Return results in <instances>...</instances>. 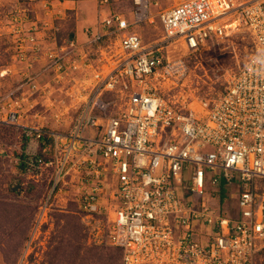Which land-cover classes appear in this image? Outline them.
I'll list each match as a JSON object with an SVG mask.
<instances>
[{
	"label": "built area",
	"instance_id": "built-area-1",
	"mask_svg": "<svg viewBox=\"0 0 264 264\" xmlns=\"http://www.w3.org/2000/svg\"><path fill=\"white\" fill-rule=\"evenodd\" d=\"M97 2L90 38L49 55L55 69L84 70L71 128L23 124L0 104V123L26 131L30 167L51 172L32 237L67 195L122 264H264V0H179L156 14L161 35L148 42L136 29L154 21L149 0L129 18ZM237 31L245 60L219 92L195 93L194 67L206 52L237 56Z\"/></svg>",
	"mask_w": 264,
	"mask_h": 264
},
{
	"label": "rangeland",
	"instance_id": "rangeland-1",
	"mask_svg": "<svg viewBox=\"0 0 264 264\" xmlns=\"http://www.w3.org/2000/svg\"><path fill=\"white\" fill-rule=\"evenodd\" d=\"M56 1L0 0V104L16 106L23 124L65 133L75 118V110L70 104L84 70L74 67L71 61L65 62L62 71L50 64L52 57L49 55L60 54L63 45L66 48V41L76 32V24L80 21L73 12H58ZM149 1L154 21L136 29L145 42L161 35L156 14L179 2ZM108 7L129 18L135 0H110ZM96 14L94 25L84 30L87 39L90 38L89 30L99 24L98 12ZM87 39L79 41L83 44ZM231 41L227 50H232L234 44L237 56L223 51L215 60L210 59L214 51L206 52L208 65L202 63L194 67L189 82L195 93L219 92L225 70L236 68L245 60L248 54L246 34L237 31ZM86 45V50L95 52ZM201 65L207 75L200 69ZM33 84L36 87L33 88ZM25 132L15 124L0 123V264H122L121 252L92 236L90 232L96 223L90 218H82L77 204L67 195L56 200L52 216L43 220L32 237L36 214L50 185L51 172L28 164ZM233 181L240 183L238 178ZM228 184L224 178L223 186Z\"/></svg>",
	"mask_w": 264,
	"mask_h": 264
},
{
	"label": "crops",
	"instance_id": "crops-1",
	"mask_svg": "<svg viewBox=\"0 0 264 264\" xmlns=\"http://www.w3.org/2000/svg\"><path fill=\"white\" fill-rule=\"evenodd\" d=\"M58 1V2H57ZM58 12L65 14L68 12H73L76 17L80 18L76 24V28L73 35L70 37H75L78 41L87 39V34L84 32L85 28L93 26L96 21L97 12L99 10L97 0H57ZM107 9V7H104ZM103 8V9H104ZM64 10V12H63ZM82 22V23H81ZM84 28V29H83ZM80 42V41H79ZM5 124V123H1ZM28 142V141H27ZM42 146V145H41ZM25 157H28L25 152Z\"/></svg>",
	"mask_w": 264,
	"mask_h": 264
},
{
	"label": "trees",
	"instance_id": "trees-1",
	"mask_svg": "<svg viewBox=\"0 0 264 264\" xmlns=\"http://www.w3.org/2000/svg\"><path fill=\"white\" fill-rule=\"evenodd\" d=\"M117 248V247H116ZM117 250L120 252V249L119 248H117Z\"/></svg>",
	"mask_w": 264,
	"mask_h": 264
}]
</instances>
